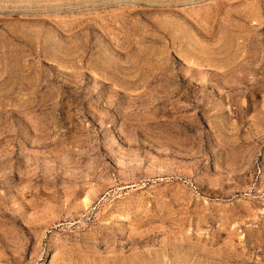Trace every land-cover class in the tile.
<instances>
[{"label":"rangeland","instance_id":"1","mask_svg":"<svg viewBox=\"0 0 264 264\" xmlns=\"http://www.w3.org/2000/svg\"><path fill=\"white\" fill-rule=\"evenodd\" d=\"M0 264H264V0H0Z\"/></svg>","mask_w":264,"mask_h":264}]
</instances>
